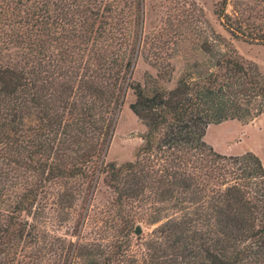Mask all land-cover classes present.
<instances>
[{"label": "trees", "instance_id": "16d2710c", "mask_svg": "<svg viewBox=\"0 0 264 264\" xmlns=\"http://www.w3.org/2000/svg\"><path fill=\"white\" fill-rule=\"evenodd\" d=\"M142 3L0 0V264L32 243L35 255L24 251L19 264H55L58 248L71 251L67 264H264V164L251 151L226 155L204 140L210 123L264 113V72L216 32L196 44L209 68L165 85L188 26L149 42ZM180 5L191 27L202 8ZM214 12L231 37L264 44V0H220ZM139 51L153 56L143 82L132 78ZM128 89L143 141L133 160L105 161ZM99 175L115 194L107 232L57 245L44 225L46 188L57 186L53 204L69 210L80 186L89 181L88 192ZM159 194L175 216L148 239L137 236L134 251L131 205ZM160 210L150 222L163 219Z\"/></svg>", "mask_w": 264, "mask_h": 264}, {"label": "rangeland", "instance_id": "374dc122", "mask_svg": "<svg viewBox=\"0 0 264 264\" xmlns=\"http://www.w3.org/2000/svg\"><path fill=\"white\" fill-rule=\"evenodd\" d=\"M183 1L186 0H143L142 3L144 13L143 33L146 34L149 42L156 41L159 35L157 34L158 31H161V36L165 39L166 34L174 33L176 30H185L184 27L188 26L186 31L189 34L186 37H191L188 38L190 41L186 40L181 43L180 49L171 56L175 69L172 72L171 81L166 82L165 85L173 86L182 75L196 77L198 71L203 72L209 68V56L198 50L196 44L205 38L206 34L208 35L207 37H215L216 32L226 42L231 43L232 47L244 59L254 62L259 70L264 72V44L231 37L229 32L223 28L214 12L220 0H195L202 8V16L198 17L197 22L193 20L191 27H189L190 21L184 20L182 10L178 8ZM199 20L200 22H198ZM192 27H197L194 36L190 35L191 32H189ZM151 38L153 39L151 40ZM151 57H153L151 52L139 51L137 53L132 73L134 81L143 82L146 72L154 73V69L146 60ZM195 61L199 63V68H192L191 64ZM133 100V92L128 89L117 111L114 131L104 154L105 161L122 163L133 160L137 148L143 141L142 135L145 131V126L129 108V103ZM204 140L214 150L226 155H236L251 151L258 155L264 164V113L250 120L229 119L219 123H210L206 128ZM88 183L89 181L86 180L80 186L82 187L81 193L77 197L74 206L69 210H62L59 206L53 204L56 198L53 191L58 190L57 186L52 185L46 188L51 193H48L47 196L48 204L44 215L46 217L44 225L46 226L45 230L50 232L53 238L56 237L57 245L60 244V242L58 243V238L63 240L66 246L69 241L73 243H81L83 240L91 241L100 237L105 220L109 221L108 224L111 223L109 213L113 209L112 201L115 194L106 185L102 175L94 178L92 186L87 192ZM155 199V201H139V203L131 205L134 218L138 219L134 229L136 231L137 225L141 229L139 234H136L135 231L132 232V250L134 251L139 249L136 241L137 236H140L141 239H148L160 223L170 216H175L174 212L176 210L163 209L168 207L171 202L167 199V196L162 198V195L159 194ZM159 199L161 201H158ZM158 209H161L160 212L162 217L164 216L163 219L150 222V219L156 215ZM112 231L114 232L115 229H111L110 233ZM106 232L103 229V234ZM27 247L26 250L23 247L19 248L20 251L18 250L16 259L12 264H19L20 260L23 262L27 261L28 259L25 257L27 253L35 255L36 250L34 249H37V243H32ZM58 249L62 254H59L60 252L55 253L52 261L55 264H65V258L70 259V255L69 257L67 255L71 251ZM24 251L28 252L24 253ZM3 256L4 254H0V258Z\"/></svg>", "mask_w": 264, "mask_h": 264}, {"label": "water", "instance_id": "95a60500", "mask_svg": "<svg viewBox=\"0 0 264 264\" xmlns=\"http://www.w3.org/2000/svg\"><path fill=\"white\" fill-rule=\"evenodd\" d=\"M140 231H141V229H140V226H139V225H137V226H136V231H135V233H136V234H139V233H140Z\"/></svg>", "mask_w": 264, "mask_h": 264}]
</instances>
